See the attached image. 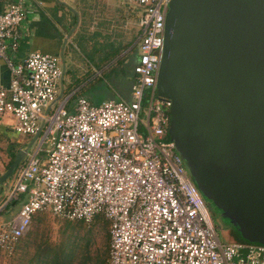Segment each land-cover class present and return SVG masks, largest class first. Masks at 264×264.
Returning <instances> with one entry per match:
<instances>
[{"label":"built area","instance_id":"1","mask_svg":"<svg viewBox=\"0 0 264 264\" xmlns=\"http://www.w3.org/2000/svg\"><path fill=\"white\" fill-rule=\"evenodd\" d=\"M128 1L142 8L130 99L92 103L78 96L73 110L66 99L55 105L60 56H12L27 30L28 1L0 8V59L10 73L0 87V113L13 116L18 135L41 130L0 200V214L19 205L0 219V248L11 254L37 212L86 224L101 214L108 221L107 264H264V244L219 240L170 137L172 101L157 91L170 0Z\"/></svg>","mask_w":264,"mask_h":264},{"label":"water","instance_id":"2","mask_svg":"<svg viewBox=\"0 0 264 264\" xmlns=\"http://www.w3.org/2000/svg\"><path fill=\"white\" fill-rule=\"evenodd\" d=\"M157 91L172 101L169 134L202 196L264 244V0H170Z\"/></svg>","mask_w":264,"mask_h":264},{"label":"crops","instance_id":"3","mask_svg":"<svg viewBox=\"0 0 264 264\" xmlns=\"http://www.w3.org/2000/svg\"><path fill=\"white\" fill-rule=\"evenodd\" d=\"M15 1L17 0H1L0 8L6 3ZM27 1L30 5L26 19L27 30L17 51L12 54L15 60L24 58L33 50L58 56L63 52L66 66L60 82L59 94L66 95L63 100H67L68 110H73L78 96H85L92 103H100L111 98L126 101L130 99L132 67L138 57L137 39L140 35L141 7L139 14H136V36L133 40L125 41L123 35L128 20L123 8L120 10L119 2L114 3V0ZM122 2L123 0L120 1ZM129 4L132 5V7L128 6L129 11L138 10V5L130 2ZM101 5L105 7H102V11H97ZM120 35L123 37L120 48H113V40L120 38ZM120 49H127V59L118 55ZM76 51L82 52V55H77ZM80 62L84 63L86 69L82 70L80 66L78 67ZM9 79V70L0 59V87H7ZM101 87L107 89L105 98L97 96ZM0 135L10 140L6 147L7 153L12 148L18 150L24 147L21 145L20 135L7 130L6 124L1 120ZM16 206L19 207L18 204L14 207Z\"/></svg>","mask_w":264,"mask_h":264},{"label":"rangeland","instance_id":"4","mask_svg":"<svg viewBox=\"0 0 264 264\" xmlns=\"http://www.w3.org/2000/svg\"><path fill=\"white\" fill-rule=\"evenodd\" d=\"M120 1L121 0H114V3L119 2L118 5L120 7V10L123 8L124 13L127 17V29L124 30L123 36L125 41H130L133 40V38L136 36V14H139L140 5H138V10L130 9L129 11L128 6L132 7V5L129 4V1L123 0L122 3H120ZM102 7H105V5H101V7H98L99 10L97 11H102ZM120 38H115L113 40V48H120L121 41L123 39L122 35H120ZM122 49L119 50L118 55H121L124 59H127V49ZM76 53L77 55H82V52L80 51H76ZM104 54L108 53L104 52ZM79 66L82 70L86 69L84 63L82 62L79 63L78 67ZM106 91V87H101L97 95L98 98H105ZM64 98H66V95H62L57 100L55 105L59 104ZM0 116L1 122L6 124L7 130L17 134L13 129V116L8 113H0ZM20 138L21 145H23L24 147H28V143L33 138V135L22 134L20 135ZM8 143H10V140L0 135V174L5 171L6 165L10 159V156L6 150ZM38 143L39 138L36 139L32 143V145L28 147V151L22 157L21 161L18 163L16 168L0 184V200L4 199L8 186L12 185L15 181L18 172L17 169H19L26 163L29 155L35 151L36 147L38 146ZM39 155L42 156L43 152L40 151ZM205 202L216 227L219 240L221 242H229L239 239L240 235L238 233L237 227L230 220L225 219L223 212L219 208H217L213 203L208 201ZM15 205L17 204H13L12 207H10L5 213L0 214V219H7L9 214L14 213L15 209L18 207H14ZM96 216L102 218H96L90 225H85L82 223L80 224L76 221L69 223H71V228L74 230L76 236L84 237L86 233H90V235L92 236V250L94 253L98 252V255H100L102 258L104 257V255L107 254L108 250V221L103 218L101 214H97ZM66 223L67 222L65 219L55 217L50 212H37L32 219L29 230L22 237V239L19 240L14 251L11 254H4L0 251V264H33L34 261L31 259V257L34 254L35 249L39 245H42L44 243L50 244L53 247L58 244L60 240L63 239V227ZM104 264H106V262Z\"/></svg>","mask_w":264,"mask_h":264},{"label":"trees","instance_id":"5","mask_svg":"<svg viewBox=\"0 0 264 264\" xmlns=\"http://www.w3.org/2000/svg\"><path fill=\"white\" fill-rule=\"evenodd\" d=\"M16 151L17 150L13 148L11 150H8L10 159L6 165V169L12 163ZM96 218H102V217L95 216L94 220ZM66 222L67 223L63 227V239L60 240V242L56 244L54 247L47 243L39 245L35 249V252L31 257V259L34 261L33 264H104L105 262L107 264L108 250H107V254L101 258V256L98 255V252L94 253L92 250L91 247L92 236L90 235V233L89 232L86 233L84 237L76 236L74 230L71 228V223H69L73 221L66 220ZM76 222L86 225V223H84L83 221H76ZM91 223H89L88 225H90ZM237 240H243V239L239 237V239ZM108 248H109V231H108ZM0 251L4 254H8L4 249H0Z\"/></svg>","mask_w":264,"mask_h":264},{"label":"flooded vegetation","instance_id":"6","mask_svg":"<svg viewBox=\"0 0 264 264\" xmlns=\"http://www.w3.org/2000/svg\"><path fill=\"white\" fill-rule=\"evenodd\" d=\"M204 198V197H203ZM204 200H205V198H204ZM206 201V200H205Z\"/></svg>","mask_w":264,"mask_h":264}]
</instances>
